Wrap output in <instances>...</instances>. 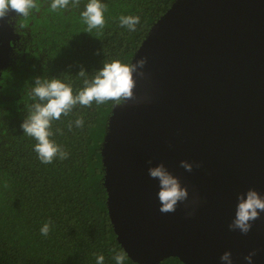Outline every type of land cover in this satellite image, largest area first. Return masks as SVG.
<instances>
[{
	"label": "water",
	"instance_id": "1",
	"mask_svg": "<svg viewBox=\"0 0 264 264\" xmlns=\"http://www.w3.org/2000/svg\"><path fill=\"white\" fill-rule=\"evenodd\" d=\"M145 57L137 99L114 105L101 147L117 242L137 264H221L225 252L247 264L253 251L264 264V212L247 235L228 229L239 195L264 197V0H176L131 63ZM161 163L188 190L174 213H160L148 175Z\"/></svg>",
	"mask_w": 264,
	"mask_h": 264
},
{
	"label": "trees",
	"instance_id": "2",
	"mask_svg": "<svg viewBox=\"0 0 264 264\" xmlns=\"http://www.w3.org/2000/svg\"><path fill=\"white\" fill-rule=\"evenodd\" d=\"M176 0H100L107 5L103 29L87 31L80 13L89 0L67 10L51 11L52 0H36L39 11L18 16L14 62L0 80V264H116L117 242L107 210L101 147L114 103L75 107L52 122L55 140L66 160L42 164L36 141L21 124L33 101L35 78L61 79L83 87L105 62L130 64L151 26ZM139 16L136 31L119 24L120 16ZM83 117L84 127L74 121ZM72 130H68L69 122ZM59 128L63 135L56 133ZM7 183V188L4 187ZM51 221L47 237L40 229ZM124 264H137L127 255ZM160 264H183L169 257Z\"/></svg>",
	"mask_w": 264,
	"mask_h": 264
},
{
	"label": "clouds",
	"instance_id": "3",
	"mask_svg": "<svg viewBox=\"0 0 264 264\" xmlns=\"http://www.w3.org/2000/svg\"><path fill=\"white\" fill-rule=\"evenodd\" d=\"M70 4L73 8H77L80 5V0H52L50 10H67ZM33 9L39 11L36 0H0V20L7 18L11 12L27 18ZM106 10L107 5L101 3L100 0H89L80 13L83 22L87 25L88 32L93 29H103ZM139 23V16L122 15L119 17L120 26L127 28L130 32L136 31V26ZM146 64V57L139 59L134 64H125L119 59H114L111 62H105L103 67L90 78L82 68L78 76L83 78V87L75 94L72 86L62 82L61 79L35 78V85L30 93L35 102L29 107L28 115L20 127L24 135L36 141L34 151L40 162L48 165L52 164L54 160L63 161L69 157V153L51 139L54 135L51 130L53 121H59L62 115L67 117L78 105L90 108L93 102L97 105L108 102L125 105L129 101H136L134 93L137 84L136 78H144L143 69ZM84 123L82 116L74 121L77 128H83ZM72 127L73 122L70 121L68 130L71 131ZM56 133L63 135V131L59 128L56 129ZM180 166L188 172L193 170V165L187 161H181ZM196 167H200V165L197 164ZM148 175L151 179L159 182L157 196L161 214L174 213L177 205L188 199L187 188L181 186L180 180L174 177L163 163L156 167H149ZM7 186L5 183L4 187L7 188ZM237 199L235 217L228 225V229L247 235L252 228V222L259 219L260 214L264 212V197L250 189L245 194L239 195ZM50 225L51 221L43 225L40 229L41 235L45 237L49 235ZM255 255L256 253L253 251L244 258L247 264H252V258ZM126 258L127 254L124 252H118L114 257L116 264H124ZM220 261L221 264H232L231 253L225 252L220 257ZM96 264H104L102 255L97 256Z\"/></svg>",
	"mask_w": 264,
	"mask_h": 264
},
{
	"label": "flooded vegetation",
	"instance_id": "4",
	"mask_svg": "<svg viewBox=\"0 0 264 264\" xmlns=\"http://www.w3.org/2000/svg\"><path fill=\"white\" fill-rule=\"evenodd\" d=\"M16 20H18V16L15 13L9 14V16L5 18L1 24L3 25L5 32L6 31L8 32V36L6 38H0V47H4L3 49L4 57L6 58V60L8 57L9 61L6 66L4 63L2 64L0 68V80H1L2 74L8 71L14 62L16 42L19 41L20 39L19 34L16 31ZM15 34L18 35V37H16ZM8 43H9V46L7 45Z\"/></svg>",
	"mask_w": 264,
	"mask_h": 264
}]
</instances>
